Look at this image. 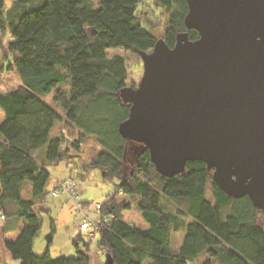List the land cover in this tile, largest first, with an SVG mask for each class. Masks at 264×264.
Here are the masks:
<instances>
[{
	"label": "trees",
	"instance_id": "obj_1",
	"mask_svg": "<svg viewBox=\"0 0 264 264\" xmlns=\"http://www.w3.org/2000/svg\"><path fill=\"white\" fill-rule=\"evenodd\" d=\"M152 1L168 13L162 38L170 47L180 33L198 38V32L185 24L187 0ZM148 5L147 0H101L96 6L92 0H13L7 7L6 0H0L1 35L12 37L7 47L0 36V80L10 50L21 79L14 90L0 89L5 113L0 123V207L6 219L24 218L17 238L5 241L20 264H91L94 241L105 257L110 256V264H264V227L259 221L264 210L249 196L227 195L213 182L204 162L190 161L183 173L166 177L139 143L138 163L130 170L126 167L134 141L124 138L119 126L130 113V104L120 96L130 86L129 58L108 56L107 50L121 48L140 56V51L154 47L159 38L143 26L148 17L139 14ZM52 92L63 114L44 100ZM57 122L73 127L76 137L64 127L51 138ZM91 138L101 149L89 166L99 168L104 181L115 182L113 192L99 203L97 229L75 235L76 256L53 257L49 248L36 254L40 211L57 187L56 181L55 188L46 189L51 179L48 168L65 163L69 173L58 181L72 179L80 198L79 176L70 167L76 166L81 147ZM26 180L31 184L29 198L23 195ZM209 188L212 199L207 196ZM127 198L136 200L146 228L125 220L124 211L132 206ZM81 201L86 208L93 204ZM55 232L52 226L49 245ZM181 232L184 237L177 248L174 237ZM82 243L85 250H79Z\"/></svg>",
	"mask_w": 264,
	"mask_h": 264
},
{
	"label": "water",
	"instance_id": "obj_2",
	"mask_svg": "<svg viewBox=\"0 0 264 264\" xmlns=\"http://www.w3.org/2000/svg\"><path fill=\"white\" fill-rule=\"evenodd\" d=\"M187 3L198 38L140 51L143 75L120 92L130 104L120 133L148 148L161 175L204 162L227 195L264 210V0Z\"/></svg>",
	"mask_w": 264,
	"mask_h": 264
},
{
	"label": "rangeland",
	"instance_id": "obj_3",
	"mask_svg": "<svg viewBox=\"0 0 264 264\" xmlns=\"http://www.w3.org/2000/svg\"><path fill=\"white\" fill-rule=\"evenodd\" d=\"M13 0H6L7 7L12 4ZM149 5L142 7L141 10L146 11L145 15H143V11L139 14L143 17H148L147 20L143 18L145 23L143 26L151 31L157 38H162L165 35L167 25H168V13L161 7H156L152 0H147ZM93 4L98 5L101 0H92ZM0 36L2 38V43L4 46H7V42L10 41L12 37L8 33H5ZM10 50V48H9ZM3 52L0 50V54ZM108 56L121 55L129 58L128 61V84L130 86H137L139 83L143 71V61L139 55L133 53L131 51H126L121 48H109L107 50ZM6 71L4 76L0 80V89H10L14 90L18 84L21 82L19 74L16 70V63H14V53L10 50L8 53V59L5 60ZM55 92L44 97V100L49 103L51 106L55 107L54 102ZM56 109L60 114H63L62 110L56 105ZM5 113L0 108V123L4 120ZM65 127L64 122H57L52 130V136H59L62 128ZM66 132L72 138L76 137V130L73 127L66 126ZM59 131V132H58ZM82 148V157L80 160H77L75 163L76 166L79 164V168L71 165L70 168L73 169V175L79 176L78 181L81 186V200H87L95 205L96 203L103 202L106 199V196L113 192L115 189V182L113 181H104L101 177V170L97 167L89 166L91 161L98 155L101 147L96 144L93 138L84 142ZM142 149L141 144L136 142H131L129 145L128 155L126 159V167L128 170L134 168L138 163V156ZM49 171L51 173V179L47 184V190L51 189V181L53 176L64 177L69 172L66 170L65 164L62 162L57 167L49 166ZM84 173V174H82ZM82 174V175H79ZM82 178V179H79ZM84 178V179H83ZM26 184H30L28 180L25 181ZM29 192L27 188L24 187L23 195L27 196ZM59 195V196H58ZM56 197L51 194L47 197L46 202L43 204V208L40 211V217L42 219L41 228L34 239V249L38 254H43L47 248L50 249V253L53 257L57 256H76L77 255V247L74 244L75 234L74 230L79 226L81 218L79 215H76L72 211V206L68 202H66V193L60 192ZM207 196L212 199L211 189L207 190ZM120 198H126L124 194L120 195ZM128 199V198H127ZM132 204L130 210L124 211L125 220L129 223H133L137 226L143 227L146 223L143 220L139 210L136 206V200L128 199ZM164 203L167 204V200H164ZM171 207H175L171 205ZM2 213V209L0 207V216ZM259 221L264 227V215L261 214L259 217ZM187 221L191 220V218L186 217ZM4 221L0 219V225ZM56 229L53 241L48 243L47 236L52 231V225ZM147 227V224L145 225ZM1 231V230H0ZM83 237L86 241H89V237L87 234H83ZM184 237V232L175 234V247H179L182 239ZM4 241H2V232L0 233V264H20V261L14 259L11 253L4 247ZM90 257L91 264H104L106 261V257L103 254V251L97 249L96 242L90 245ZM80 250H85V246L82 243L80 245ZM36 253V254H37ZM206 257L201 258V261H204ZM100 260V262H98ZM96 262V263H95ZM144 264H148L145 262Z\"/></svg>",
	"mask_w": 264,
	"mask_h": 264
},
{
	"label": "built area",
	"instance_id": "obj_4",
	"mask_svg": "<svg viewBox=\"0 0 264 264\" xmlns=\"http://www.w3.org/2000/svg\"><path fill=\"white\" fill-rule=\"evenodd\" d=\"M73 182L74 181L69 178L65 181H57V187L55 190H53L52 194L54 196H57L60 192H64L72 201L75 213L81 218L79 226L74 231L75 235L81 234L82 232H90V234H92L98 226L96 213L100 208V204H91L92 209L91 207H84L83 202L79 198V191L75 187ZM0 219L1 221H5L6 216L4 214H1Z\"/></svg>",
	"mask_w": 264,
	"mask_h": 264
},
{
	"label": "crops",
	"instance_id": "obj_5",
	"mask_svg": "<svg viewBox=\"0 0 264 264\" xmlns=\"http://www.w3.org/2000/svg\"><path fill=\"white\" fill-rule=\"evenodd\" d=\"M11 40V39H10ZM21 83V82H20ZM20 83L18 84V86L20 85ZM17 86V87H18ZM16 87V88H17ZM15 88V89H16ZM10 90V89H9ZM59 132V131H58ZM54 138V137H57V136H52V132H51V138ZM65 164V163H64ZM65 167H66V170H67V165L65 164ZM66 176L64 177H58V176H53L52 178V181H51V185L54 187L55 185V182L58 181V180H61L63 178H65ZM26 187L27 188V191L29 192V194L27 196L24 195L25 198H29L30 197V194H31V184H26L25 182L23 183V188ZM51 187V189H53ZM49 189V190H51ZM55 190V189H54ZM59 196V195H58ZM56 197V196H55ZM66 202L69 203V200H68V196L66 195ZM85 202H89L87 200H83ZM71 204V203H69ZM72 206V205H71ZM10 207H12L10 205ZM14 209L15 206H14ZM16 211V210H15ZM72 211L74 213V210H73V207H72ZM75 214V213H74ZM24 225V218L20 217L19 215H11L9 217H7V219L0 225V233L2 232V241H4V244H5V241L6 240H15L17 238V236L19 235L20 233V230L22 228V226ZM146 225V224H145ZM145 225L143 226V228H146ZM54 226V224L52 225ZM75 231V230H74ZM75 234V233H74ZM182 242V241H181ZM180 246V245H179ZM5 247V246H4ZM178 248V247H177ZM80 250V249H79ZM34 252L37 253V251L34 249ZM38 254V253H37ZM98 262H100V260H98ZM148 264H150V261H147ZM96 263V262H95ZM98 264V263H97Z\"/></svg>",
	"mask_w": 264,
	"mask_h": 264
}]
</instances>
